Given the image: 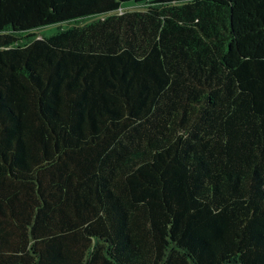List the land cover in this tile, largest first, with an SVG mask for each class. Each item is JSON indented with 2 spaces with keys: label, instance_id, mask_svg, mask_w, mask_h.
Instances as JSON below:
<instances>
[{
  "label": "trees",
  "instance_id": "obj_1",
  "mask_svg": "<svg viewBox=\"0 0 264 264\" xmlns=\"http://www.w3.org/2000/svg\"><path fill=\"white\" fill-rule=\"evenodd\" d=\"M0 264H264V0H0Z\"/></svg>",
  "mask_w": 264,
  "mask_h": 264
},
{
  "label": "rangeland",
  "instance_id": "obj_2",
  "mask_svg": "<svg viewBox=\"0 0 264 264\" xmlns=\"http://www.w3.org/2000/svg\"><path fill=\"white\" fill-rule=\"evenodd\" d=\"M142 6H140V5H134V6H128L127 8L128 9H140ZM54 24H52V25H48V26H45V27H43L42 28V31L43 32H46V31H48L50 28H54Z\"/></svg>",
  "mask_w": 264,
  "mask_h": 264
}]
</instances>
